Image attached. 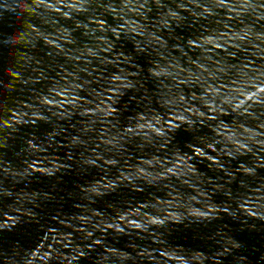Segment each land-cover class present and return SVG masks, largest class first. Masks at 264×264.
Wrapping results in <instances>:
<instances>
[{
	"label": "water",
	"instance_id": "1",
	"mask_svg": "<svg viewBox=\"0 0 264 264\" xmlns=\"http://www.w3.org/2000/svg\"><path fill=\"white\" fill-rule=\"evenodd\" d=\"M0 264H264V0H0Z\"/></svg>",
	"mask_w": 264,
	"mask_h": 264
}]
</instances>
